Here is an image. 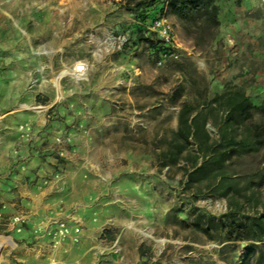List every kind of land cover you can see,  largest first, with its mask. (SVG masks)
<instances>
[{"label": "rangeland", "instance_id": "rangeland-1", "mask_svg": "<svg viewBox=\"0 0 264 264\" xmlns=\"http://www.w3.org/2000/svg\"><path fill=\"white\" fill-rule=\"evenodd\" d=\"M215 1L221 25L209 42L166 12L175 59L149 29L152 11L143 20L119 0H0V210L29 211L42 193L74 208L85 238L58 264H244L250 242L226 241L221 217L233 203L239 217L262 211L264 187L246 188L261 156L228 165L238 192L227 197L213 168L195 170L220 140L223 113L207 102L228 87L263 101L264 0ZM183 105L205 115L208 144L177 137Z\"/></svg>", "mask_w": 264, "mask_h": 264}, {"label": "trees", "instance_id": "trees-1", "mask_svg": "<svg viewBox=\"0 0 264 264\" xmlns=\"http://www.w3.org/2000/svg\"><path fill=\"white\" fill-rule=\"evenodd\" d=\"M119 7L137 13L143 20L150 11L154 13V19L169 12L191 36L206 39L207 42L215 38L221 25L220 8L215 0H119ZM143 30L140 28L136 31V42L144 40ZM162 45L160 48L164 50L166 47ZM206 105L211 112L223 113L220 140L212 146L210 158L195 171L201 173L207 172L209 167L213 168L216 188L221 190V196L227 197L231 191L238 192L237 186L226 172L228 165L243 156H261V168L255 172L254 179L249 181L246 188L253 190V186L257 189L264 187V98L260 105H255L242 88L228 87ZM178 126L177 137L185 143L192 139H203V143H209L210 136L205 131L206 117L194 107L182 106ZM184 148V144L179 146V153ZM240 211L241 205L233 203L221 217L225 239L228 242H250L249 255L243 263L264 264V207L253 216L239 217ZM204 232L208 233L209 229L206 227Z\"/></svg>", "mask_w": 264, "mask_h": 264}, {"label": "crops", "instance_id": "crops-1", "mask_svg": "<svg viewBox=\"0 0 264 264\" xmlns=\"http://www.w3.org/2000/svg\"><path fill=\"white\" fill-rule=\"evenodd\" d=\"M20 196H30L26 193L25 189L18 190ZM33 198V204L29 205L30 209L27 211L26 209H14L9 211H2L4 212L5 216L8 217L16 216V215H23L25 218V223L23 224V228L21 232H18L16 228L13 226H10L7 231L9 234V237L12 238L11 243V249L10 247L6 246L5 253L11 260H7L6 264H24L26 263L27 256L31 255V257H34L37 260H40L41 264H58L59 261L57 258L62 254V250L64 248L70 247V246H78L80 245V242H82L85 238V231L82 229L81 231V237L79 242H73L72 240L68 239L66 241H63L58 244H53L50 240L47 238L39 237L37 231H41L44 227L45 221L47 218L52 216H63V217H69L73 215L76 219H78L82 224V219L79 215L76 214V211L74 208H71L70 210L67 209L66 211H63V209H60L57 203H53L54 205L50 206L49 204L52 203L53 200H51L50 194L47 195V193H42L40 196L38 195H31ZM26 202V201H24ZM43 205V208H46L47 210L40 211V205ZM46 212V213H45ZM2 227V226H1ZM3 231V232H7ZM7 242V241H6ZM38 243V246L40 249H37L36 246L31 248L32 243ZM4 248L1 250V255L3 257ZM16 254H20L22 258L25 259H19L18 256H15ZM13 255V256H12ZM4 261V257L2 262ZM15 261V262H14ZM0 262V264H2Z\"/></svg>", "mask_w": 264, "mask_h": 264}, {"label": "built area", "instance_id": "built-area-1", "mask_svg": "<svg viewBox=\"0 0 264 264\" xmlns=\"http://www.w3.org/2000/svg\"><path fill=\"white\" fill-rule=\"evenodd\" d=\"M149 29L154 32L157 37L162 41L165 47L168 49L166 52L169 55L173 56L175 59L178 56L175 54V48L177 47L173 27L168 20L166 13L155 18ZM128 39L126 36L119 37L115 44L118 45V48L121 49L123 45L127 43ZM84 68L81 67L78 69L79 73L83 72ZM7 221L5 224L8 228L13 226L17 229L18 232L22 231L23 224L25 223V218L23 215H16L7 217L4 212L0 210V226L1 222ZM7 228V229H8ZM82 224L76 219L73 215L69 217L63 216H52L46 219L44 227L41 231H37L39 237L47 238L53 244H58L68 239L73 242H79L81 237ZM7 232H3L2 236H6ZM1 236V235H0ZM9 237V235H8Z\"/></svg>", "mask_w": 264, "mask_h": 264}, {"label": "bare ground", "instance_id": "bare-ground-1", "mask_svg": "<svg viewBox=\"0 0 264 264\" xmlns=\"http://www.w3.org/2000/svg\"><path fill=\"white\" fill-rule=\"evenodd\" d=\"M75 67H76L75 71H76L77 74L85 73L86 68H85V65H84V64H78V65L75 66ZM81 67H83L84 70H83V72L79 73L78 69L81 68ZM75 71H74V72H75Z\"/></svg>", "mask_w": 264, "mask_h": 264}]
</instances>
